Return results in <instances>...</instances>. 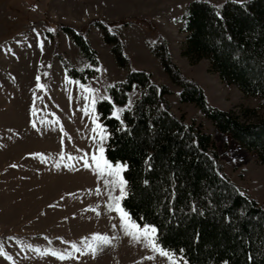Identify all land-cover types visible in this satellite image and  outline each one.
<instances>
[{"label":"rangeland","instance_id":"1","mask_svg":"<svg viewBox=\"0 0 264 264\" xmlns=\"http://www.w3.org/2000/svg\"><path fill=\"white\" fill-rule=\"evenodd\" d=\"M192 1L197 0H0V247L6 253L0 264H172L147 240L129 234L115 208L113 198L121 195L116 177L102 174L93 159L103 148L111 165L125 166L106 158L109 134L97 105L111 101L109 88L129 68L146 69L167 86L172 112L212 137L223 172L264 207V164L194 103L180 101V88L152 52L163 37L171 60L202 87L211 106L239 114L255 109L241 116L247 122L264 116L259 97L226 83L208 59L192 61L183 54V17ZM203 1L221 7L227 0ZM64 27L81 32L97 53V66ZM106 31L121 40L129 67L118 64ZM62 60L78 71L93 67L96 74L85 82L71 78ZM138 95L132 89L126 104H113L112 115L122 121ZM119 205L127 212L123 199ZM128 216L140 229L152 226ZM95 234L110 243L93 242Z\"/></svg>","mask_w":264,"mask_h":264},{"label":"trees","instance_id":"2","mask_svg":"<svg viewBox=\"0 0 264 264\" xmlns=\"http://www.w3.org/2000/svg\"><path fill=\"white\" fill-rule=\"evenodd\" d=\"M183 20V54L192 61L208 59L222 80L264 104V0H227L221 7L192 1ZM64 28L89 63L97 66V53L81 32ZM105 34L118 64L129 67L117 34ZM152 52L180 88V101L194 103L220 132L264 164V116L247 122L241 116L255 109L239 114L211 106L202 87L171 60L163 37L155 41ZM62 62L68 76L82 82L96 74L93 67L78 71L67 60ZM132 89L139 95L121 121L112 115L113 104H126ZM168 93L150 71L129 68L109 88L111 101L97 105L109 134L106 158L125 164L123 206L137 223L154 226L158 244L183 264H264V207L223 172L212 137L172 112Z\"/></svg>","mask_w":264,"mask_h":264},{"label":"snow or ice","instance_id":"3","mask_svg":"<svg viewBox=\"0 0 264 264\" xmlns=\"http://www.w3.org/2000/svg\"><path fill=\"white\" fill-rule=\"evenodd\" d=\"M40 87H44L43 85H40ZM91 91V90H89ZM100 156L99 157H93V159L96 160V167L98 170L101 171L102 174L105 172L109 176H114L116 177V183L118 186L121 188V195L119 197H114L115 201V208L117 211L121 213L122 219L125 220L126 224V230H131L129 231L130 235H133L135 239L141 240L142 238L148 241V244L153 248L154 251L159 253L160 255L165 256L169 260L172 261V264H177V262L174 260V254L170 253L169 251H166L162 247H160L156 241V233L157 229L154 226H145L143 229H140L138 225H136L134 222L130 221V218L128 216V213L125 212L119 205V200L123 199L125 196V187H126V181L122 178L121 172L124 169V165H119V166H113L111 165L106 159L103 157L104 149L100 148L99 149ZM93 242H99L102 244H108L110 243V240L107 236L101 235V234H95L92 237ZM75 247V245H74ZM89 248L91 251L95 252L97 249L94 247L92 244H89ZM79 251V249H76ZM0 254H6L3 252L2 247H0ZM53 255H56V253H52ZM61 259H64L65 257L61 254L60 256Z\"/></svg>","mask_w":264,"mask_h":264}]
</instances>
